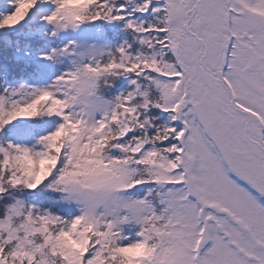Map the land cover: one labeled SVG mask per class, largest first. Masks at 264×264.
Returning a JSON list of instances; mask_svg holds the SVG:
<instances>
[{
	"label": "snow or ice",
	"instance_id": "1",
	"mask_svg": "<svg viewBox=\"0 0 264 264\" xmlns=\"http://www.w3.org/2000/svg\"><path fill=\"white\" fill-rule=\"evenodd\" d=\"M0 264H264V0H0Z\"/></svg>",
	"mask_w": 264,
	"mask_h": 264
}]
</instances>
